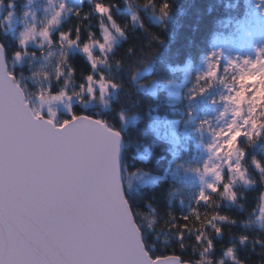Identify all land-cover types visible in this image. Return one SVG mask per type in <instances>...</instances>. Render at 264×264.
Wrapping results in <instances>:
<instances>
[{"label": "snow or ice", "instance_id": "1", "mask_svg": "<svg viewBox=\"0 0 264 264\" xmlns=\"http://www.w3.org/2000/svg\"><path fill=\"white\" fill-rule=\"evenodd\" d=\"M151 2L144 0L142 7ZM64 7L61 2L60 9ZM112 7L101 0L93 5L96 15L106 18L111 27L109 30L101 20L100 38H93L90 32L82 39L77 26L75 31L59 32L53 39L50 33L59 23L58 10L38 31L29 26L22 32L19 44L24 46L38 34L49 44L59 43L62 49L75 47L88 60L90 71L83 77L85 83L81 84V91L74 95L79 97L86 90L90 97L99 93L103 98L110 88L118 87L97 68L112 51L113 31L123 34L113 20ZM167 9L165 0L159 6L161 17L167 15ZM11 15L9 13L6 19ZM74 15L79 16L80 9H76ZM131 19L138 20L135 12ZM16 56L19 58L20 53ZM64 57L66 62V52ZM243 63L249 65V70H242L237 87L231 89L232 95L223 97L237 105L232 111L234 119L224 128L214 130V142L206 145L210 151L218 149L213 155L223 154L228 172L236 173L242 180L246 169L241 170L239 162L233 164L232 156L236 154L237 161L244 159L246 151L240 149L241 137L252 147L261 135L255 128L245 130L249 124L258 122L252 117L254 109L251 107L250 115L243 116V104L249 102L246 93L250 91L252 98L261 97L264 105V57L258 51L256 60L245 59ZM215 74L210 71L201 78L215 77ZM59 75L58 70L57 78ZM246 78H251L247 85L244 84ZM204 91V87L199 89L201 94ZM65 96L67 93L63 90L41 94L40 107L33 109L23 97L14 74L0 72V264H180L181 258L175 254L153 257L143 247L139 225L123 195L118 167L119 130L108 127L91 114L70 112L67 118L57 122L49 105ZM240 117H243L242 122L237 125L235 118ZM121 119H124L123 114ZM259 127L264 128V123ZM234 132L239 133L235 139L232 138ZM225 141L231 144V150L227 149ZM250 162L258 172L264 173V162L255 156ZM195 171L214 175V182L207 184L208 191L198 192L197 204H209L210 193L235 199L236 193L231 184L223 182L224 173L217 166L209 168L205 162ZM192 212L195 214L196 209ZM260 214L264 216V206ZM181 219L185 221L181 225L182 236L189 217ZM196 219L199 220L198 215ZM215 220L235 222L227 216L213 214L205 224L217 234L222 228L213 223ZM21 232L27 235V240L21 238ZM196 239L199 241L200 236ZM212 247V241L208 240L203 251ZM42 248L45 250L41 251ZM225 254L232 256L233 250L228 248ZM195 264H211V260L202 258Z\"/></svg>", "mask_w": 264, "mask_h": 264}, {"label": "trees", "instance_id": "2", "mask_svg": "<svg viewBox=\"0 0 264 264\" xmlns=\"http://www.w3.org/2000/svg\"><path fill=\"white\" fill-rule=\"evenodd\" d=\"M96 0H78L56 26L51 37L62 31H75L79 26L80 35L100 38L101 20L93 5ZM113 5L111 15L122 29V38L108 54L105 63L97 66L106 79H112L118 87L108 102L109 106L87 108L84 103L73 105L77 114H91L106 120L123 135L122 172L125 174L144 172L159 178L150 184L140 185L136 190L126 192L134 218L141 229L145 248L151 256L178 255L184 262L195 264L197 260H211V264H264V224L257 222L258 209L264 195V173L258 172L251 164L253 156L264 162V129L254 146L241 137L240 149L245 150L243 159L247 171V184H236L235 199H227L220 193H210L209 204L196 203V196L184 189L182 184L169 172L177 165L192 157L194 142L186 146L174 147V142L156 132L154 114L174 120L178 125L187 117V96L179 102L170 103L166 99L167 90L159 88L157 95L147 89L154 83L164 85L168 81L183 82V64H192L209 54L218 34H235L243 16L252 8L253 0H166L167 15L162 16L159 6L165 0H152L142 7L144 0H101ZM25 0H0V43L7 53L9 70L22 86L27 100L32 105V97H37L38 89L30 78L32 64L11 67V60L19 49L13 35L4 31L3 18L11 12L21 11ZM11 5V7L9 6ZM80 9V15H74ZM133 12L137 21L131 19ZM86 17V18H85ZM58 44V43H55ZM37 53L36 50H33ZM57 71L49 76L51 92L69 91L71 95L81 91L83 77L90 71L89 62L77 50L71 51L61 60ZM193 78L184 82L183 93H189ZM24 79H21V78ZM123 114L124 119H121ZM257 121L264 123V105L257 110ZM60 120L68 117L61 113ZM196 209L195 214L192 212ZM215 213L227 216L235 222L213 221L222 228L217 232L205 220ZM199 216V220L196 216ZM188 216V227L181 233V218ZM200 236L199 241L196 239ZM244 238L241 240V238ZM213 247L207 251V241ZM231 248L233 255H226Z\"/></svg>", "mask_w": 264, "mask_h": 264}, {"label": "rangeland", "instance_id": "3", "mask_svg": "<svg viewBox=\"0 0 264 264\" xmlns=\"http://www.w3.org/2000/svg\"><path fill=\"white\" fill-rule=\"evenodd\" d=\"M78 0H25L24 5L21 7V11L10 10L12 15L9 19V13L3 18L4 31L10 32L14 39L18 42L19 49L16 51L20 53V57L15 55L12 58L10 64L11 67L23 66L27 62L32 64V72L30 78L36 84L38 89L37 97H32V108L38 109L40 107V101L38 97L41 94H47L51 92L49 83V76L58 71L61 65V60L64 59V53L67 54L71 51L77 50L72 48H61L60 44H49L48 41L42 40V38L36 34L34 39L29 40L24 46L19 44L21 33L26 31L29 26L34 27L37 31L44 27L48 20L60 11L58 17L59 22L68 15L71 7ZM250 0H246L249 3ZM63 2L64 8L60 9V4ZM1 10V8H0ZM2 11H0L1 13ZM240 23L237 25L235 34L226 35L224 33L218 34L215 39V45L208 55L202 57L197 64L189 62L183 64V82L168 81L164 85L151 84L144 89L149 90L154 95H157L159 88H164L167 91L166 99L170 103L179 102L180 98L187 96V117L184 118L182 124L178 125L177 121L166 120L160 118L159 115L154 114L155 123L154 128L156 132L161 133L164 137L174 142V147L186 146L189 141L194 142V149L192 157L183 161L182 164L177 165L171 169L169 174L177 179L182 184V191L186 189L190 193H195L192 197L197 196L198 192L203 189L208 191L207 184L214 182V175L201 174L196 169L202 168L207 162L208 167L211 168L214 165L218 167V170L224 173V183L231 184L232 191L236 184H247V171L245 172L244 179H240L236 173H229L225 165V157L223 154L220 157L213 155L214 151L206 148V145L214 142V130L224 128L231 122L234 117L232 111L237 105L230 101H226L223 97L231 96V89L236 88L238 79L241 76L242 70H249V65L244 64L245 59L253 61L257 59V52L264 57V0H253L252 8H249L248 13L239 19ZM58 25V24H57ZM54 27L51 28V33L54 32ZM111 30L110 24H105ZM115 40L113 46L118 43L122 38L121 34H116L113 31ZM33 50H36L35 53ZM234 62V63H233ZM98 64L97 66H101ZM218 66V70H216ZM215 71V77H204L205 73ZM255 71V70H252ZM196 73V79L191 84V89L187 94L183 93L182 86L188 79L193 78ZM21 79H24L23 77ZM251 81V78H246L244 84L247 85ZM201 87L206 88L202 94L199 92ZM243 90V89H241ZM67 96L63 97L60 101L51 102L49 107L51 111L55 113L53 117L57 122L60 121V114L63 112L68 114L72 111L74 104L81 102L87 108H93L98 106L106 108L109 106V99L114 96V89H109L108 93L101 98L99 93L96 96L90 97L85 90L79 97L71 95L69 91H65ZM193 93L195 95L193 96ZM246 95L250 98L249 102L243 104V116H249L248 109L251 107L254 109L252 117L257 121V110L261 106V97L257 96L252 98V93L249 91ZM189 97H192L191 99ZM105 101L107 103H105ZM236 124L240 125L243 117L235 118ZM258 122V121H257ZM257 124H249L246 131H251L255 128L260 133L264 128L259 127ZM238 132L233 133V139L238 136ZM228 150H231V144L225 141ZM237 150V154H238ZM239 162L241 170H245L243 166V160L237 161V155L232 156V163ZM123 185L125 191L129 192L136 190L140 185L150 184L155 182L159 176L149 175L144 172H135L125 174L122 172ZM185 190H184V189ZM261 205L258 209L257 222L264 224V216L260 214L261 206H264V195L261 199Z\"/></svg>", "mask_w": 264, "mask_h": 264}, {"label": "water", "instance_id": "4", "mask_svg": "<svg viewBox=\"0 0 264 264\" xmlns=\"http://www.w3.org/2000/svg\"><path fill=\"white\" fill-rule=\"evenodd\" d=\"M0 49H2V51H0V72H3V73H10L9 71V66L7 64V53L5 52V48L4 46L0 43ZM15 82L17 83V79L15 77ZM18 84V83H17ZM19 85V84H18ZM19 88H20V91L23 95L24 98H26V95H24V92H23V89L21 87V85H19ZM86 115V114H85ZM96 118V117H95ZM97 120H100L98 118H96ZM101 122L105 123L108 127H110L109 124H107V121L106 120H100ZM124 142H123V135L120 133V137H119V140H118V167H119V171H120V174L122 172V161H123V150H124ZM122 178V176H121ZM123 195L127 201V204L129 205L128 203V200H127V197L125 196V187L123 186ZM132 210V208H131ZM133 213V211H132ZM135 222H136V219H135ZM137 224V222H136ZM21 235V238L22 239H25L27 240V235L23 232L20 233ZM139 236H140V239H142V232H141V229H139ZM143 241V247L145 248V244H144V239H142ZM45 249H41V251H44ZM178 256V255H176ZM180 264H191L190 262H184L182 259H180Z\"/></svg>", "mask_w": 264, "mask_h": 264}]
</instances>
